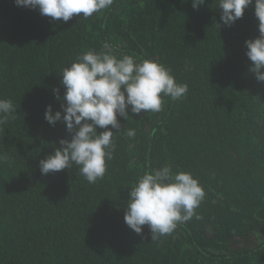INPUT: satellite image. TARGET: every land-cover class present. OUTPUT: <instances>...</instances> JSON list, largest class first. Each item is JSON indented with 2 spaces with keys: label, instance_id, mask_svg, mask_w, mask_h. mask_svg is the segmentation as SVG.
Listing matches in <instances>:
<instances>
[{
  "label": "trees",
  "instance_id": "1",
  "mask_svg": "<svg viewBox=\"0 0 264 264\" xmlns=\"http://www.w3.org/2000/svg\"><path fill=\"white\" fill-rule=\"evenodd\" d=\"M217 4L114 0L63 22L0 0V99L16 108L0 126V264H264V83L245 54L259 21L253 3L224 26ZM105 42L170 68L187 94L118 117L125 132L95 184L75 167L42 175L40 160L71 138L45 120L47 106L62 111L53 89L62 98V70ZM164 165L191 172L205 199L199 219L152 240L147 226L128 228L125 205L138 178Z\"/></svg>",
  "mask_w": 264,
  "mask_h": 264
},
{
  "label": "clouds",
  "instance_id": "2",
  "mask_svg": "<svg viewBox=\"0 0 264 264\" xmlns=\"http://www.w3.org/2000/svg\"><path fill=\"white\" fill-rule=\"evenodd\" d=\"M206 0H192L193 9ZM17 7L38 10L53 21L68 22L74 15L88 19L110 8L114 0H14ZM254 3L258 19L259 37L245 41L246 56L251 61L249 71L257 82L264 83V0H218L220 20L231 27L241 19L245 9ZM218 28L219 24L216 25ZM61 84L65 92L53 89L61 110H45V120L51 126L58 122L66 126L69 139H61L54 153L40 160L42 175L77 168L89 184L102 180L107 172V161L113 159L116 136L121 124L118 117L127 120L129 109L133 114L158 113L163 97L176 101L187 94V84L178 83L171 69L156 60L137 61L130 55L118 56L113 45L105 42L100 51L88 50L62 70ZM12 100L0 99V126L16 118ZM111 126V129H109ZM103 129L99 132L97 129ZM116 130L115 132L112 130ZM135 130H126L128 137ZM7 162L0 156V163ZM205 199V191L191 172H174L170 165L145 171L129 191L125 205L124 222L136 234L147 226L151 239L170 235L179 224L197 219L196 209Z\"/></svg>",
  "mask_w": 264,
  "mask_h": 264
}]
</instances>
